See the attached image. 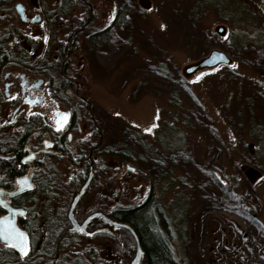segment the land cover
Returning <instances> with one entry per match:
<instances>
[{"label":"rangeland","instance_id":"1","mask_svg":"<svg viewBox=\"0 0 264 264\" xmlns=\"http://www.w3.org/2000/svg\"><path fill=\"white\" fill-rule=\"evenodd\" d=\"M90 1L92 26L112 20L108 43L92 44L84 33L70 57L90 106L75 86L55 83L53 96L80 110L72 148L91 134L90 113L103 135L95 153L100 180L79 212L103 199L115 208L149 198L171 225L179 264H264V0ZM40 45L26 50L36 61ZM213 49L227 52L235 67L183 72ZM51 51L48 64L57 60ZM123 144L133 146V156L117 155ZM59 170L65 178L56 191L70 198L69 190L79 187L68 179L77 167L63 162ZM110 188L112 197L103 195ZM122 231L112 236L122 246L109 252L104 236L94 239L106 250L105 264H130L123 244L136 247Z\"/></svg>","mask_w":264,"mask_h":264},{"label":"flooded vegetation","instance_id":"2","mask_svg":"<svg viewBox=\"0 0 264 264\" xmlns=\"http://www.w3.org/2000/svg\"><path fill=\"white\" fill-rule=\"evenodd\" d=\"M17 5H22V9ZM94 14L90 0H0V188L5 189V193L13 192L20 187L18 181L24 176L33 184L16 196L5 195L7 207L0 204V216H11L16 227L28 235L30 244L27 255H22L0 240V264H105L106 250L117 243L112 242V236L118 228L130 235L136 245L129 229L112 224V220L125 221L112 213L123 207L112 208L111 200L106 203L103 199L96 209L86 214L84 209L79 212L78 206L91 184L100 180L95 153L100 151L103 135L95 115L90 113L91 134L82 136L77 148H72L70 144L79 125L80 110L70 111L57 104L58 97H53L55 83L63 90L75 86V95L90 106L88 98L80 92L82 80L69 68V61L80 35L87 33L92 44L100 41L106 44L111 40L112 20L101 28L92 26ZM32 16L40 19L32 20ZM35 45L43 47L37 61L30 49L28 55L26 53L27 48ZM52 48L57 60L48 64L46 59L52 54ZM59 57L62 60L58 63ZM33 100L36 102H30ZM65 112L69 114L66 120ZM58 122L64 127L57 129ZM44 141L51 144L46 145ZM86 146L89 148L87 156L83 152ZM26 156L30 158L25 160ZM63 162L73 170L77 167V174L74 172L68 178L79 186L69 190L70 198L67 193H62V197L56 191L57 186L64 184L65 177L59 170ZM90 172L93 177L73 208L72 220L69 213L73 200ZM103 195L112 197V188ZM12 208L23 209V213L13 214ZM96 212L98 215L90 217ZM81 227L84 232L79 231ZM89 232L93 234L88 235ZM101 236L107 240L106 250L100 249L94 241ZM117 245L122 246L119 241ZM123 246L132 261L136 248Z\"/></svg>","mask_w":264,"mask_h":264},{"label":"trees","instance_id":"3","mask_svg":"<svg viewBox=\"0 0 264 264\" xmlns=\"http://www.w3.org/2000/svg\"><path fill=\"white\" fill-rule=\"evenodd\" d=\"M124 146V152H116L117 155L123 158V154L133 156V146ZM152 207L148 198L141 204L123 207L112 213L133 226L143 250L145 264H179L171 248V225L158 207Z\"/></svg>","mask_w":264,"mask_h":264},{"label":"snow or ice","instance_id":"4","mask_svg":"<svg viewBox=\"0 0 264 264\" xmlns=\"http://www.w3.org/2000/svg\"><path fill=\"white\" fill-rule=\"evenodd\" d=\"M17 7L22 9V5H17ZM25 19H28V17H25ZM32 20H39L40 18L38 16H32L31 17ZM41 26H43V23L41 22ZM161 27H164V25H161ZM29 35H31L29 33ZM47 35H45L44 39L47 40ZM227 38V36L225 37ZM233 67H235V65H232ZM213 71L215 69H212ZM205 75L204 73H201V76ZM200 77H197V79H199ZM7 87V86H5ZM9 98H13V97H9ZM27 99V98H25ZM32 103H35L36 101H30ZM65 120L68 117V113L65 112L64 114ZM55 127L57 129H61L64 127L63 123H56ZM152 129L151 127L149 128H145L144 131L146 132H150ZM44 143L46 145L51 144V141H44ZM34 155V153L32 154ZM30 157H25V160L29 159ZM2 179V178H0ZM20 187L17 188L15 191L13 192H8L5 193V189L0 188V204L4 205L5 207H7V201L4 199L5 195L8 196H16L19 192H21L23 189L25 188H32L33 184L29 182L28 177L24 176L21 177L18 181ZM11 212L13 214H15L16 212H21L23 213V209H17V208H12ZM90 219V218H89ZM0 225H2V227H0V240H3L7 243L8 246H11L15 249H17L19 251L20 254L22 255H27L28 251L30 250V244H29V239H28V235L24 232L21 231L19 228L16 227V225L12 222V217L11 216H0ZM80 232H84L85 229L84 228H80L79 229ZM93 233L89 232L88 235H92Z\"/></svg>","mask_w":264,"mask_h":264},{"label":"water","instance_id":"5","mask_svg":"<svg viewBox=\"0 0 264 264\" xmlns=\"http://www.w3.org/2000/svg\"><path fill=\"white\" fill-rule=\"evenodd\" d=\"M217 31L219 33L223 34V33H225L226 29H225L224 25H219L217 27ZM221 64L233 65L234 59L227 52H225L221 49H213L204 58L186 66L183 69V72L185 74H192V73H195L196 71L200 70L201 68H212V67H215V66H218ZM90 179H91V172H90L89 177L86 180V182L77 191V194L73 200L72 210L69 213V218L72 220H74L72 218L73 208L75 207L76 202L79 200V198L86 192L87 187H88L89 182H90ZM96 215H98V212L92 214L90 217H94ZM112 224L118 225L121 227H125V228L129 229V231L134 235L135 242H136V251H135V255H134L132 261L130 262V264H141L142 257H143V250H142L138 235H137L136 231L134 230V228L126 222H120V221L112 220Z\"/></svg>","mask_w":264,"mask_h":264}]
</instances>
